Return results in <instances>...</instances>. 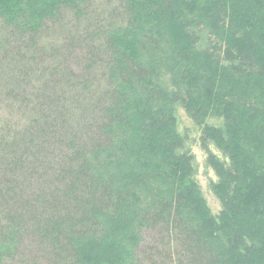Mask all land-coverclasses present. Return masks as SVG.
Listing matches in <instances>:
<instances>
[{"label":"trees","instance_id":"16d2710c","mask_svg":"<svg viewBox=\"0 0 264 264\" xmlns=\"http://www.w3.org/2000/svg\"><path fill=\"white\" fill-rule=\"evenodd\" d=\"M0 264H264V0H0Z\"/></svg>","mask_w":264,"mask_h":264},{"label":"rangeland","instance_id":"374dc122","mask_svg":"<svg viewBox=\"0 0 264 264\" xmlns=\"http://www.w3.org/2000/svg\"><path fill=\"white\" fill-rule=\"evenodd\" d=\"M174 115L176 118V129L178 133L184 137V146L182 150L189 151L194 156L195 179L197 180L202 195L206 200L211 212L217 218L223 209L220 196L213 192V184L218 182V175L216 176L214 169L208 164L207 157L209 153L217 157V161L229 164V160L218 148L213 144L203 145L201 136L202 129L197 125L193 119L185 111L181 104H175ZM207 123L211 125H221V119L210 117Z\"/></svg>","mask_w":264,"mask_h":264}]
</instances>
